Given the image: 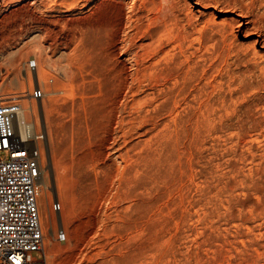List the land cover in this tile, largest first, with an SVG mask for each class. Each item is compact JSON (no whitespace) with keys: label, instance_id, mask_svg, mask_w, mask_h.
<instances>
[{"label":"rangeland","instance_id":"1","mask_svg":"<svg viewBox=\"0 0 264 264\" xmlns=\"http://www.w3.org/2000/svg\"><path fill=\"white\" fill-rule=\"evenodd\" d=\"M259 16L264 0H0V93L33 89L38 78L46 92L38 200L47 264H264L262 220L248 238L241 224L216 220L231 196L258 199L240 179L264 169V137L230 129L246 103L234 88L220 94L218 82L245 52L264 56L247 23ZM33 58L37 73L27 69ZM172 86L183 88L176 103L165 93ZM231 93L224 108L220 96ZM212 156L221 176L204 175ZM210 196L215 214L203 208Z\"/></svg>","mask_w":264,"mask_h":264},{"label":"bare ground","instance_id":"2","mask_svg":"<svg viewBox=\"0 0 264 264\" xmlns=\"http://www.w3.org/2000/svg\"><path fill=\"white\" fill-rule=\"evenodd\" d=\"M147 1V0H146ZM258 16V15H257ZM159 23H163V22H159ZM237 22H235L236 24ZM247 23H251L252 25L255 26V29L257 31V33L260 35V37L262 38L263 40V43H264V17H260L259 18H255L254 20L252 21H248ZM169 24V23H168ZM238 24V23H237ZM170 28V27H169ZM234 25H231L230 24V28L229 30L227 31L226 28L223 26L221 31H222V34L223 36L226 38L228 37L227 34H230L232 36H234ZM172 29V28H170ZM174 29V28H173ZM175 30V29H174ZM169 31V30H168ZM171 32L173 30H170ZM166 34V33H165ZM169 34V32H168ZM180 34V32H179ZM178 35V34H177ZM180 36V35H179ZM178 37V36H177ZM180 37H183L182 35ZM185 37V36H184ZM187 37V36H186ZM179 38V37H178ZM227 39V38H226ZM182 40V39H181ZM183 41V40H182ZM181 43V42H180ZM177 44V43H176ZM233 45V44H232ZM231 46V45H230ZM234 47V46H232ZM38 48V47H37ZM231 48V47H230ZM253 48V47H252ZM234 49V48H233ZM237 49V48H236ZM231 50V49H230ZM238 50V49H237ZM236 50V51H237ZM241 50V48H240ZM238 50V51H240ZM247 50V49H246ZM245 50V51H246ZM234 51V50H233ZM235 51V52H236ZM244 51V50H243ZM241 53V51H240ZM243 53V52H242ZM237 54V52H236ZM240 57V58H239ZM239 62L242 63V67L238 68L237 70L233 69V70H229L227 71L226 69V75L225 77L224 74L223 76L221 75L219 78L220 81L218 82L219 84V87L218 89H220V94H223V92H225V86H228L231 90L233 91V88L234 90L236 89L237 90V94H238V97L242 98L246 103V112H245V117H243V119L239 120V123H237V125H234L232 127H230V129H232V131L239 136V138L242 136L239 135L241 132H243V129H246L247 127H251V128H254L257 132V135L258 136H263L264 137V104L261 105V102H260V97H261V93L264 91V56L260 55L259 52L256 51V49H254L252 51V54H243L241 56H239ZM35 58V57H34ZM31 59V61H28L27 62V69L31 70L32 72L33 71H36L35 73H37V70H38V63H37V60L36 59ZM168 59V58H167ZM36 62V67L33 69L29 63L30 62ZM157 63V62H156ZM228 66V65H227ZM231 66V65H230ZM226 68V67H225ZM172 69V68H171ZM221 69V68H220ZM224 69V68H223ZM228 69V68H227ZM230 69V68H229ZM144 70V69H143ZM155 70V69H154ZM163 70V69H162ZM165 70V69H164ZM219 70V69H218ZM224 70V71H225ZM218 72V71H217ZM222 72V71H221ZM34 73V72H33ZM223 73V72H222ZM220 73V74H222ZM162 75L164 77H167L168 76V73H162ZM182 75V74H181ZM218 75V74H217ZM157 76V75H156ZM179 76V75H178ZM163 77V78H164ZM183 77V76H182ZM194 77V76H193ZM29 78L31 79V83L34 84V77L33 76H29ZM143 78V77H142ZM192 78V76H191ZM155 79V78H154ZM175 79V78H174ZM173 79V80H174ZM181 79V78H180ZM171 81V79H169ZM172 80V82H173ZM176 80H174L175 82ZM182 81V80H181ZM180 81V82H181ZM178 84V82H176ZM172 84V83H171ZM176 84V85H177ZM1 85V83H0ZM217 85V83H216ZM174 86H172V89L171 88H166L165 90V93L168 94L169 96L171 95V93L175 94L176 93V89L173 88ZM42 89V92H43V96L42 98L36 100V99H20L18 100V102L20 103L21 105V110L20 112H18V118H17V129L18 131H20L21 133V136L22 137H27L28 135V132H27V125L31 126L30 122L33 121L35 123V128H36V125L38 127V129H41L43 130L42 132L45 134V138L44 140L41 142L40 144V148H41V153H42V159H41V176L42 179H41V186L40 187H43L45 185V182H44V172H45V167H44V163H43V150H45V147H46V142L48 140V130H47V127L46 125L43 124V126H41L40 122L38 121L39 119V116H40V111H39V107L41 106V103L43 101V98L45 97L46 95V92L45 90L43 89L42 85H41V82L39 80V78L37 79V84L34 85L33 89L32 88H27L25 91H29V90H35V89ZM196 88H199V87H196ZM171 91V93H170ZM201 92V90H199ZM195 92V90H194ZM196 94L194 95V98H196L197 96H200L201 94L197 95V91L195 92ZM235 93V92H234ZM1 94V93H0ZM183 94V88H179L177 90V93L175 94L173 100L174 102L176 103L180 98H179V95ZM190 95V94H189ZM167 96V95H166ZM193 96V95H192ZM237 96V95H236ZM168 97V96H167ZM169 98V97H168ZM229 98V100H231L230 102L227 101V99ZM239 98V99H240ZM234 96L231 95L230 96H227V95H222L220 96V103L221 105L226 108V106H228L227 108L228 109H231V106L233 105L231 102L233 101L234 103ZM237 99V97H236ZM237 99V100H239ZM197 101V100H196ZM201 101V100H200ZM240 101V100H239ZM190 105V104H189ZM181 106V105H180ZM219 106V105H218ZM190 108V107H189ZM227 113V112H226ZM40 120V119H39ZM28 123L27 125H24ZM37 123V124H36ZM213 128V127H212ZM251 128L249 129L250 130V133H253L251 132ZM255 131V132H256ZM211 132V131H210ZM248 132L247 130H245L244 134H249V133H246ZM218 134V133H217ZM230 134V133H229ZM255 134V133H253ZM255 135V136H257ZM217 136V135H216ZM250 136V135H248ZM252 136V135H251ZM250 136V137H251ZM253 137V136H252ZM245 139V137H243ZM242 138V139H243ZM248 138V137H247ZM259 138V137H258ZM261 138V137H260ZM199 139V137H198ZM215 139V138H214ZM243 139V140H244ZM264 140V139H263ZM242 141V140H241ZM250 141V140H249ZM256 141V140H255ZM257 141L260 142V139H258ZM244 142L243 141V147H244ZM263 142V141H262ZM261 142V143H262ZM253 143V142H252ZM260 143V144H261ZM194 144V143H193ZM251 144V143H250ZM259 144V143H258ZM263 144V143H262ZM256 144H254L255 146ZM214 146V145H213ZM212 146V147H213ZM249 146V145H248ZM253 146V147H254ZM260 146H263L264 145H260ZM238 147V145H237ZM241 147V148H243ZM252 147V146H251ZM252 147V148H253ZM258 147V146H257ZM250 149V147H248ZM247 148V149H248ZM243 149H246V148H243ZM246 149V150H247ZM264 149V148H263ZM251 150V149H250ZM249 150V151H250ZM253 150V149H252ZM255 150V148H254ZM248 151V152H249ZM214 152V151H213ZM244 151H242L243 153ZM247 152V151H246ZM245 152V153H246ZM235 153V151H234ZM242 153L239 155L241 156ZM244 153V155H245ZM252 153V152H251ZM254 154L256 152H253ZM239 154V153H238ZM237 154V155H238ZM248 154V153H246ZM250 154V153H249ZM248 154V155H249ZM253 154V155H254ZM257 154V153H256ZM264 154V153H263ZM234 155V154H233ZM236 155V154H235ZM252 155V156H253ZM261 155V154H260ZM216 156V155H215ZM215 156H212L210 157L208 160H207V163L204 165V175L205 176H221L222 172H221V169L223 168L222 167V163L220 161L217 160V158ZM259 156V155H258ZM236 157V156H235ZM255 157V156H254ZM253 157V162H255V159ZM257 157V156H256ZM263 157V156H262ZM240 158V157H239ZM241 158H245V157H241ZM246 158H247V155H246ZM245 158V160H246ZM252 158V157H250ZM238 159V158H237ZM242 159V161H243ZM229 160V159H228ZM239 160V159H238ZM244 160V161H245ZM258 160V159H257ZM261 160V157L260 159ZM264 160V159H263ZM262 160V161H263ZM235 162V161H234ZM252 162V163H253ZM264 162V161H263ZM262 162V163H263ZM224 163V162H223ZM228 163V162H227ZM233 163V161H232ZM232 163L229 165L230 167L229 168H225L227 170H229V172L233 175L235 172L238 173L237 171H239V169L237 170L238 167V164L241 163V161H239V163L237 164V166L235 165H232ZM236 164V163H235ZM243 164V163H242ZM264 164V163H263ZM226 165V164H225ZM224 165V167H226ZM257 165L258 162H257ZM255 164L256 167H260V166H257ZM261 165V163H260ZM263 165H261L262 167ZM242 167V166H241ZM263 168V167H262ZM261 168V169H262ZM257 169V168H256ZM260 168H258L259 170ZM260 169V170H261ZM241 170V168H240ZM252 170V169H251ZM257 171V176H250V175H245V179L242 178V180L240 179V183H242V186H243V190L245 192V194H249V192L252 194V193H255L257 194L258 196V199L256 202H251L250 199L249 200H244L242 203H241V199L240 197L243 196H240V197H237L239 198L238 200L236 199L235 195L234 197L231 196V198H229V204L226 206V208L228 209V211L222 213V214H219L218 215V218L216 217V220L220 223H224L225 222H233V224L235 225H238V224H241L242 226L246 227V237H250L249 235L252 234L254 232L253 230V225L256 221L258 222L260 220H262L263 222V225H264V169L261 170L263 172H260ZM243 171V170H242ZM197 172V171H196ZM224 172V171H223ZM228 172V171H227ZM228 172V173H229ZM251 172V171H250ZM260 172V173H259ZM228 173H227V176H228ZM235 173V174H236ZM254 172H252L253 174ZM201 174V173H200ZM234 174V175H235ZM243 174V172H242ZM230 175V174H229ZM233 175V177H234ZM201 176V175H200ZM223 176H224V173H223ZM226 176V175H225ZM231 176V175H230ZM240 176V175H238ZM246 176H248L246 178ZM238 178V177H237ZM230 180V179H229ZM239 180V179H238ZM231 181V180H230ZM228 182V181H227ZM231 184V183H230ZM230 184L228 183V186L230 187ZM239 184V183H238ZM226 185V184H225ZM228 186H226L228 188ZM233 187V185H231ZM240 186V187H242ZM229 189V188H228ZM236 189V188H235ZM237 190V189H236ZM236 190H233V191H236ZM239 190H242L239 188ZM242 190V191H243ZM226 191V190H225ZM228 191V190H227ZM232 191V189H231ZM238 191V190H237ZM230 192V191H229ZM241 192V191H240ZM38 193H39V189H38ZM231 193V192H230ZM48 195V194H47ZM254 195V194H253ZM237 196V195H236ZM247 196V195H246ZM256 196V195H255ZM227 198V200H228ZM245 198V197H244ZM257 198V197H256ZM215 199L213 197L210 196V198H207L206 201H205V204L203 208H205V211L208 213L209 211L210 212H213L215 214V212H217V210H220V209H217L219 208V206L216 208V205H215V202L214 201ZM227 202V201H226ZM55 203H59L60 204V209L59 210H56L54 208V204ZM227 204V203H226ZM37 205H38V210H39V221L41 223V228H42V235H43V243H42V246H41V249L38 250V251H34L32 254H31V260H32V263L31 264H47L46 260H44V257L41 253V250L43 249V246H44V230H43V226H42V220H41V214H40V207H39V200L37 198ZM225 208V207H224ZM217 209V210H216ZM52 210H54L55 212H61L62 210V206H61V203L59 201H55L53 202V205H52ZM215 211V212H214ZM209 212V213H210ZM212 213V214H213ZM221 213V212H220ZM211 214V213H210ZM217 214V213H216ZM213 216V215H212ZM215 217V216H214ZM213 217V218H214ZM54 219H56V216L54 215L53 216ZM211 217V219H213ZM215 220V219H213ZM259 222V223H260ZM228 223V224H229ZM257 224V223H256ZM264 227V226H263ZM255 233V232H254ZM63 236V237H62ZM261 238H263V242H264V232L261 233ZM257 237V236H256ZM257 239V238H256ZM58 240L59 241H66V234L64 231H60L58 233ZM249 240V239H248ZM40 254L42 256V259L39 260L35 254ZM264 253V251H263Z\"/></svg>","mask_w":264,"mask_h":264},{"label":"built area","instance_id":"3","mask_svg":"<svg viewBox=\"0 0 264 264\" xmlns=\"http://www.w3.org/2000/svg\"><path fill=\"white\" fill-rule=\"evenodd\" d=\"M35 64L29 63L33 69ZM42 96L40 88L0 94V264H31V254L43 243L37 198L45 134L33 121L24 124L27 137L17 129L18 100ZM54 208L59 210L60 204Z\"/></svg>","mask_w":264,"mask_h":264}]
</instances>
